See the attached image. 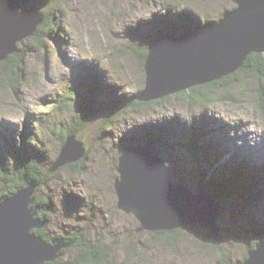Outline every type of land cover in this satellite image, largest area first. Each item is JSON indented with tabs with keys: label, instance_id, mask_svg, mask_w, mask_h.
Instances as JSON below:
<instances>
[{
	"label": "rangeland",
	"instance_id": "374dc122",
	"mask_svg": "<svg viewBox=\"0 0 264 264\" xmlns=\"http://www.w3.org/2000/svg\"><path fill=\"white\" fill-rule=\"evenodd\" d=\"M22 1L16 11H45L53 29L37 50L34 35L16 42L14 59L22 61L9 71V79L6 59L0 61V153L4 149L7 154L5 148L18 141L24 125L33 142L39 138L31 145L41 150L43 169L49 167L59 153V133L73 125L74 113L83 104L77 93L86 95L79 83L84 79L82 67L98 71H94L96 112L75 134L87 151L82 173L65 167L37 191L50 204L47 235L55 239L82 233L85 241L110 247L109 258L115 264H218L220 250L231 262L242 260L255 243L254 235L264 231V171H258L260 183L252 185L256 193L252 200L232 197L219 202L218 237L207 228L187 225L175 229L173 244L167 242L172 239L168 231H163L162 239L150 231L136 232L140 224L133 214L118 208L114 187L123 147L148 139L156 142L165 161L169 159L173 181L197 191L200 175L216 180L208 163L185 151L191 131L208 132L211 142L226 148L223 160L233 151L246 156L252 166L264 165V117L258 108L257 82L246 70L235 72L241 78L227 89L226 96L232 99L217 104L189 103L174 93L148 109L112 113L144 88L142 59L130 52L134 39L143 38L142 48H148L160 36L185 31L181 24L172 29L154 23V17L185 9L213 21L234 4L230 0ZM7 162L13 170L10 156ZM78 250L73 246L62 258L72 259Z\"/></svg>",
	"mask_w": 264,
	"mask_h": 264
},
{
	"label": "water",
	"instance_id": "95a60500",
	"mask_svg": "<svg viewBox=\"0 0 264 264\" xmlns=\"http://www.w3.org/2000/svg\"><path fill=\"white\" fill-rule=\"evenodd\" d=\"M234 7L215 23L186 29L154 40L144 59L145 84L137 100L162 99L191 87L227 77L243 67L251 53H264V0H230ZM22 0L0 1V61L16 51V42L35 33L44 21L38 10L16 11ZM75 134L66 136L58 156L48 168L53 173L85 157ZM114 182L118 208L139 222L136 232L171 231L184 226L207 228L220 235V203L209 191L189 189L173 181L171 170L152 139L125 145L118 158ZM36 183L17 190L0 202V264H43L80 240L50 242L32 232L44 227L33 207ZM242 264H264V239L247 252Z\"/></svg>",
	"mask_w": 264,
	"mask_h": 264
},
{
	"label": "trees",
	"instance_id": "16d2710c",
	"mask_svg": "<svg viewBox=\"0 0 264 264\" xmlns=\"http://www.w3.org/2000/svg\"><path fill=\"white\" fill-rule=\"evenodd\" d=\"M50 1L54 3L59 0ZM41 13L44 15V21L37 27L35 33L33 34L36 38L35 40L37 44L35 50L39 49L43 45L44 39L48 38L50 34L49 31L53 29V21L50 18V15L45 11ZM217 19L211 21L207 20L204 16L203 18L198 16L196 17L192 12L182 9L173 14L154 17L152 21L172 29L176 28L178 24H181L184 30H198L211 23H215ZM130 46V52L138 55L142 59L141 65L143 66L147 53V48H142L143 38L136 37ZM55 49L58 50V47ZM14 55L15 54L13 53L8 56L6 61L3 62L4 66L8 69L6 74L8 79L10 78L9 71L12 73V70L16 69L22 61V57L14 59ZM241 69L249 72L250 76L255 78L257 82L256 91L258 96V108L260 114L264 117V53H251L248 55L247 60ZM94 71L98 72L94 70V67H82L81 74L84 79L82 81L79 80V83L81 86L86 88V95L82 92L77 93L78 96L83 99V104L81 108L74 113L73 125L70 126L65 133H59L58 139L60 141V149L64 144L66 136L69 134H77L83 127L85 120L91 118L96 112L93 104V97L97 91L98 84L94 81ZM240 78V75L233 73L217 81L179 91L174 95L175 97L184 98L189 103L197 102L206 107L211 103L217 104L224 98L228 100L232 99V96H226L228 93L227 89H229L234 83L239 82ZM137 96L132 97L126 105H120L121 107L118 106L112 109V113L115 112L114 114L118 115L125 108L132 111L137 109H148L161 102V99L140 102L137 100ZM117 108L120 109L117 110ZM197 128L200 131L202 130L201 126H198ZM51 131L53 132V129ZM29 133L32 132H28L26 126L23 125L22 130L19 133L18 141L9 142V146L5 148L7 154L4 153V149H2L3 152L0 153V202L15 193L17 190L26 187L30 183H36L37 186L34 193L33 207H40L37 212V217L42 219L44 227L41 229H33L32 232L41 236L45 241L50 242L54 240L50 238L46 232V225L49 221L50 215V204L48 203L46 197L37 195V191L46 186L49 181L57 176L65 167H70L71 171L81 174L84 165L83 158L86 157L87 151L85 157L81 158L77 162L66 164L63 167L58 168L55 172L50 173L48 172V168L54 161H52L49 167L43 169L41 150H37L33 145H31L36 144L39 138L36 135L37 140L33 142V138ZM184 148L185 151L191 154L193 158L200 159L201 157L205 163H208V165L213 169L212 172L215 174L216 180H212L210 178L205 180V175H200V181L197 187L198 191L211 192L218 202H221L224 198L232 197H239L246 201H250L255 197L256 193L253 190L252 185H258V183H260L259 179L262 177L258 175V171H264V165L252 166L247 162L246 156H241L233 151L229 155V158L223 160L222 156L226 153V148H223V146L218 142H211V140L208 139V132L202 133L191 131L187 141H185ZM9 156L13 160V170L7 162ZM168 161L166 160V163H169ZM258 232L259 233H256L257 235H254L255 243L247 248V252L253 249L258 241L264 239V231ZM168 233L171 235L172 239L167 238V242L169 244H173L176 240L174 235L176 232L175 230H171L168 231ZM153 234L159 239L163 238V231H155ZM57 238H61L64 241H70L73 239L77 240L79 238L80 240L72 243L67 248L62 249L60 256L54 261L44 262L43 264H115L109 258L110 247L103 246L98 242L85 241L82 233H73L69 236L56 235L55 239ZM73 246L79 247L75 256L72 259L62 258V256L69 252L70 248ZM246 257L247 253L244 255L242 260L231 262L225 252L220 250V261L218 264H242Z\"/></svg>",
	"mask_w": 264,
	"mask_h": 264
}]
</instances>
